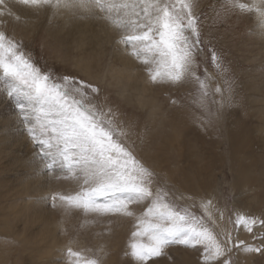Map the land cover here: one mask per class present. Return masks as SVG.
Here are the masks:
<instances>
[{"label": "rangeland", "instance_id": "374dc122", "mask_svg": "<svg viewBox=\"0 0 264 264\" xmlns=\"http://www.w3.org/2000/svg\"><path fill=\"white\" fill-rule=\"evenodd\" d=\"M5 3L0 31L53 79L74 77L99 89L85 103L124 133L119 141L152 172V188L168 193L179 210L203 217L221 240L230 235L231 264H264V226L248 232L235 222L237 214L264 220V34L255 16L238 10L217 16L224 0H195L203 52L195 54L191 71L205 81L204 97L192 75L153 82L119 43L120 30L104 19L53 17L19 0ZM123 56L131 59V78L120 70ZM38 152L14 101L0 92V264H69V247L101 264H135L126 254L135 217L52 207L47 197L74 193L79 183L58 179L59 165L53 175L42 171ZM147 203L130 207L140 214ZM238 241L261 251H244L234 246ZM149 264H203L202 248L172 245Z\"/></svg>", "mask_w": 264, "mask_h": 264}, {"label": "snow or ice", "instance_id": "6c2138e0", "mask_svg": "<svg viewBox=\"0 0 264 264\" xmlns=\"http://www.w3.org/2000/svg\"><path fill=\"white\" fill-rule=\"evenodd\" d=\"M19 3L37 12L51 10L53 17L67 12L81 19H104L120 30L119 43L146 66L153 82L179 83L192 75L200 83L202 96H207L205 81L191 71L195 54L203 52L198 47L201 41L195 0H19ZM0 5L7 8L5 0H0ZM229 10L255 16L257 27L264 34V0H224L217 16ZM211 59L217 68L221 67L214 50ZM89 91L98 93L99 89L74 77L53 79L35 64L20 43L0 31V92L14 101L28 135L38 146L42 171L53 175L59 165L58 179L79 183L74 193L47 197L52 207L80 210L86 215L135 217L130 251L126 253L135 264H149L177 244L201 246L203 264H216L222 257L224 264H231L228 258L231 249L227 245L232 237L225 234L221 240L203 217L187 209L179 210L168 200V193L152 188V172L119 141L118 137L124 133L85 103ZM145 201L148 203L140 214L130 207ZM211 204L208 201L205 205L209 219ZM235 222L248 232L257 223L264 226V220L240 214ZM239 245L244 242L238 241L234 246ZM243 250L261 251L248 245ZM66 255L69 264H101L98 258L71 247Z\"/></svg>", "mask_w": 264, "mask_h": 264}, {"label": "bare ground", "instance_id": "6f19581e", "mask_svg": "<svg viewBox=\"0 0 264 264\" xmlns=\"http://www.w3.org/2000/svg\"><path fill=\"white\" fill-rule=\"evenodd\" d=\"M84 45V44H83ZM123 61H124V64L126 66V68L124 70L120 69L121 71H123L124 73H126L129 69L127 68V65H129V63H131V59L129 57H126V56H123ZM122 64V63H121ZM123 64V65H124ZM116 65V64H115ZM128 69V70H127ZM134 69V68H133ZM132 72V71H131ZM130 71H128V77L131 78V75H133ZM115 73V72H114ZM113 76V75H112ZM121 78V77H120ZM123 79V78H122ZM115 81V80H114ZM134 81V80H133Z\"/></svg>", "mask_w": 264, "mask_h": 264}]
</instances>
